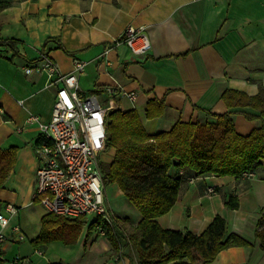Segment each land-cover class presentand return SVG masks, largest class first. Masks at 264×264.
<instances>
[{
    "label": "crops",
    "instance_id": "obj_1",
    "mask_svg": "<svg viewBox=\"0 0 264 264\" xmlns=\"http://www.w3.org/2000/svg\"><path fill=\"white\" fill-rule=\"evenodd\" d=\"M5 3L10 5L1 7ZM128 25L142 27L148 35L151 49L145 57L135 58L123 44H114ZM49 38L58 40L62 49L57 41H50L43 52ZM8 40L15 45H5ZM42 56L62 73L71 71L73 59L85 61L78 80L84 94L110 86L135 93L133 101L126 96L117 100L121 110L137 113L150 136L168 131L177 121L210 122L213 118L207 113L231 112L241 135L262 123L258 112L250 108L228 109L221 96L227 90L255 96L258 87L264 86V0H0V147L17 149L10 179L0 188V208L17 207L18 215L11 223H18L26 237L19 243L2 244L4 264H12L15 256L23 259L22 264H137L131 244L118 257L97 228L88 232L95 220L87 221L75 244H31L46 212L32 199L38 131L35 126L25 127V119L34 114L47 122L55 89L46 87L45 75H28L24 68ZM149 100L163 101L161 116L146 117ZM244 114L255 118L247 120ZM18 127L23 128L20 133ZM101 156L105 164L112 162L114 149ZM174 173L183 175L177 200L156 219L158 225L200 235L220 216L227 234L239 235L252 246L225 249L209 264H264V250L254 238L259 210L264 207V174L258 171L235 178L170 172ZM230 196L237 198V209L226 207ZM104 198L127 236L140 214L116 185L104 187ZM114 200L121 202V207L116 205L118 214Z\"/></svg>",
    "mask_w": 264,
    "mask_h": 264
},
{
    "label": "trees",
    "instance_id": "obj_2",
    "mask_svg": "<svg viewBox=\"0 0 264 264\" xmlns=\"http://www.w3.org/2000/svg\"><path fill=\"white\" fill-rule=\"evenodd\" d=\"M5 3L1 7H6ZM50 41L42 45L44 52ZM5 45L13 47L8 40ZM221 99L228 109L250 108L259 114L262 123L246 135L239 134L232 120V113L213 115L212 121L175 122L166 132L150 136L143 129L134 110L123 111L119 100L106 115L105 150L114 149L112 162L99 164L105 186L116 185L124 199L140 214L141 219L130 236L120 231L118 218H99L88 225V232L101 227L105 238L116 256L131 244L136 253L137 264H201L211 263L217 254L231 247H251L252 244L236 234H227L226 222L215 216L200 235L190 232L164 230L157 218L166 214L177 200L183 175H172V170H183L195 176L244 177L261 171L264 174V86L258 87L255 96L227 90ZM163 101L149 100L146 117L161 116ZM247 120L255 116L244 114ZM16 148H0V188L7 182L15 163ZM34 202H38L35 199ZM229 209H237L238 201L230 196L225 203ZM87 226L85 218H65L46 214L41 218L39 235L31 241L33 247L53 241L65 245L75 244L82 229ZM254 238L264 250V207ZM0 264L4 260L0 259Z\"/></svg>",
    "mask_w": 264,
    "mask_h": 264
},
{
    "label": "built area",
    "instance_id": "obj_3",
    "mask_svg": "<svg viewBox=\"0 0 264 264\" xmlns=\"http://www.w3.org/2000/svg\"><path fill=\"white\" fill-rule=\"evenodd\" d=\"M114 44H123L135 58L145 57L151 49L144 29L133 25H128ZM86 66L85 61L73 59L71 71L62 73L50 58L42 56L24 68L25 74L45 75L46 87L55 89L49 120L42 122L34 114L25 119V127L35 126L38 131L33 147L37 168L32 199H38L47 214L70 219H114L105 202L99 166L105 149L106 115L118 97L126 96L133 101L136 96L133 92L117 91L113 86L90 94L80 92L78 80ZM22 130L17 128L18 133ZM17 215L18 209L12 204L0 208V258L2 244L19 243L26 238L20 225L11 223ZM97 230L105 236L103 228ZM22 262L19 256L12 259L13 264Z\"/></svg>",
    "mask_w": 264,
    "mask_h": 264
},
{
    "label": "rangeland",
    "instance_id": "obj_4",
    "mask_svg": "<svg viewBox=\"0 0 264 264\" xmlns=\"http://www.w3.org/2000/svg\"><path fill=\"white\" fill-rule=\"evenodd\" d=\"M1 148V147H0ZM9 148H11V147H7V148H1L2 150H5V149H9ZM16 153H17V149H16ZM105 153V149H104V151H103V153L102 154H104ZM101 154V155H102ZM15 157H16V154H15ZM105 158L104 157H102V156H100V159H99V164H105V160H104ZM35 161L37 162V160H36V158H35ZM14 165H15V163H14ZM14 168V167H13ZM10 176H11V173H10ZM10 176H9V178H8V180L10 179ZM7 180V181H8ZM103 183V182H102ZM103 186L105 187V185L103 184ZM35 188V187H34ZM34 192V191H33ZM33 195V194H32ZM35 203V206H39L38 205V202H34ZM120 200H114L113 202H112V205H114V207H115V209H114V211L118 214V213H120V210H118V209H116V205L118 206V207H121L120 206ZM110 209L112 210V208L110 207ZM24 210V209H23ZM110 210V211H111ZM112 212V214L115 216V217H117L116 216V214H114V212L113 211H111ZM47 214V213H46ZM45 214V215H46ZM88 220V222L89 221H91V220H93L92 218H87ZM118 222L120 223L121 222V219H118V221H117V224H118ZM129 229V231L126 233V235L127 236H130L133 232H134V229H131V228H128ZM7 262V261H6ZM13 264V263H12Z\"/></svg>",
    "mask_w": 264,
    "mask_h": 264
}]
</instances>
